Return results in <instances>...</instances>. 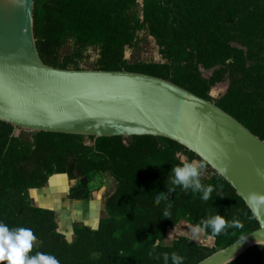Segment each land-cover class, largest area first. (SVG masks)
<instances>
[{
	"label": "trees",
	"instance_id": "16d2710c",
	"mask_svg": "<svg viewBox=\"0 0 264 264\" xmlns=\"http://www.w3.org/2000/svg\"><path fill=\"white\" fill-rule=\"evenodd\" d=\"M35 0L34 34L42 61L59 69H84V53L97 51L94 70L128 71L162 78L216 105L264 141V0ZM141 32L151 36L163 63H129L126 48H137ZM70 41L74 51L62 57ZM201 69L212 70L205 78ZM228 83L224 95L210 96ZM0 121V221L31 228L37 237L30 255H54L60 264H164L163 253L198 264L257 230L245 202L206 164L200 181L213 185L208 201L201 193L170 183L171 167L201 159L169 139L153 136L99 138L20 131ZM185 160V161H186ZM103 175L115 183L104 203L106 216L96 229L72 228L73 240L59 230L57 214L35 206L30 192L54 176L75 185L71 201H90ZM168 192L155 203L156 191ZM171 207H168V205ZM167 208L169 216L163 215ZM239 227L212 234L201 224L216 214ZM181 221L214 239V247L179 237L163 245L167 229ZM154 245H156L154 247ZM230 264H264V246H255Z\"/></svg>",
	"mask_w": 264,
	"mask_h": 264
},
{
	"label": "water",
	"instance_id": "95a60500",
	"mask_svg": "<svg viewBox=\"0 0 264 264\" xmlns=\"http://www.w3.org/2000/svg\"><path fill=\"white\" fill-rule=\"evenodd\" d=\"M34 8L35 0H0V121L13 125L12 137L25 131L93 137L94 143L111 137L169 139L203 159L253 213L249 195L264 194V177L257 174L264 171L263 140L214 101L168 80L46 65L37 49ZM225 165L227 171L219 173ZM255 212L257 230L198 264H230L264 246V205Z\"/></svg>",
	"mask_w": 264,
	"mask_h": 264
},
{
	"label": "rangeland",
	"instance_id": "374dc122",
	"mask_svg": "<svg viewBox=\"0 0 264 264\" xmlns=\"http://www.w3.org/2000/svg\"><path fill=\"white\" fill-rule=\"evenodd\" d=\"M143 0H139V7L135 12L141 9ZM139 46L137 48H126L124 57L129 63L135 62H153L163 63L164 60L159 54V48L155 40L144 32H141L138 37ZM74 51L73 44L68 41L62 48V57L71 54ZM98 58L97 51L89 49L84 53V69L93 70L94 64ZM205 78H209L213 71H205L201 69ZM228 83H222L213 88L211 96L214 99L220 98L227 90ZM183 161L185 157L181 156ZM203 176L207 178L209 171H206ZM75 185L65 176L52 177L46 187L42 190H35L30 192L31 200L35 206L51 209L56 212L59 223V230L68 241L73 240L72 228L75 224L88 226L96 229L99 221L106 216L104 203L108 196H110L114 189V180L108 176L103 175L95 182L92 199L90 201H71L67 198L68 191ZM179 237H188L206 247H214V239L206 236V234L188 223L181 221L175 227L167 229L163 245L169 246L173 241Z\"/></svg>",
	"mask_w": 264,
	"mask_h": 264
},
{
	"label": "clouds",
	"instance_id": "9594fccd",
	"mask_svg": "<svg viewBox=\"0 0 264 264\" xmlns=\"http://www.w3.org/2000/svg\"><path fill=\"white\" fill-rule=\"evenodd\" d=\"M206 164L202 160L182 161L178 165L171 167L170 183L173 186H179L193 193H201L200 199L208 201L214 192V186L203 185L200 177L205 170ZM227 171V165L218 169L219 173ZM257 174L264 177V171L257 169ZM173 191V188H167V192H157L155 203H160L161 200L167 201L168 192ZM249 200L253 206V215L256 214L255 209L264 205V194L251 193ZM168 207H171L169 204ZM163 215L169 216L167 208ZM201 224L207 229H210L212 234L219 235L227 229L239 227L233 220H226L224 216L218 213L201 221ZM37 237L34 235L31 228L13 227L10 228L7 224L0 221V264H60V261L51 254L37 251L34 255H30L34 242ZM156 245H154L155 247ZM164 264H168L169 254L163 253ZM171 264H183L184 257L177 255L175 252L171 254Z\"/></svg>",
	"mask_w": 264,
	"mask_h": 264
}]
</instances>
